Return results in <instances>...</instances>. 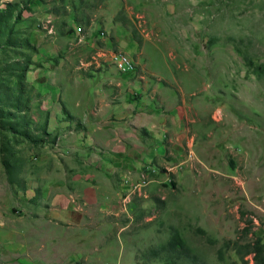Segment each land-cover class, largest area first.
Wrapping results in <instances>:
<instances>
[{"label":"rangeland","instance_id":"374dc122","mask_svg":"<svg viewBox=\"0 0 264 264\" xmlns=\"http://www.w3.org/2000/svg\"><path fill=\"white\" fill-rule=\"evenodd\" d=\"M27 1L0 0L1 8L12 2L22 9L13 24L15 44L3 43L4 31L0 38V144L12 150L11 164L16 166L27 143L42 140L43 117L36 114V91L26 77L38 66L25 73L21 97L27 109L13 106L15 70L28 56L36 60L37 53L20 46L26 31L64 35L74 21L82 38L102 24L101 31L114 39L116 21L126 40L109 52L125 51L138 67L145 57L152 77H169L170 92L185 98L194 139L167 182L145 187L114 217L121 251L143 264H192L186 258L174 262L159 249L173 226L196 256L193 264H255L244 246L257 238L264 244V0ZM244 54L253 58L257 74ZM96 229L88 230L101 232Z\"/></svg>","mask_w":264,"mask_h":264},{"label":"crops","instance_id":"0c3cea01","mask_svg":"<svg viewBox=\"0 0 264 264\" xmlns=\"http://www.w3.org/2000/svg\"><path fill=\"white\" fill-rule=\"evenodd\" d=\"M114 23V39L102 24L82 38L74 21L64 35L32 34L40 65L26 77L42 140L24 146L13 183L0 157V264H143L121 251L112 221L143 175L145 187L167 182L194 139L185 98L170 92L169 77H152L145 57L121 72L104 55L126 40ZM96 71L103 75L92 77Z\"/></svg>","mask_w":264,"mask_h":264},{"label":"trees","instance_id":"16d2710c","mask_svg":"<svg viewBox=\"0 0 264 264\" xmlns=\"http://www.w3.org/2000/svg\"><path fill=\"white\" fill-rule=\"evenodd\" d=\"M25 5L29 1L22 0ZM18 4L7 2L4 6V8L0 7V38L1 33L4 31V40L3 43L7 45H13L14 42V36L13 34H16V31L14 30L13 24L20 18L22 9L18 8ZM74 19H76V16H73ZM71 31V27L70 30ZM31 30H27L25 36L20 40V46L25 47L29 50H31L34 53H38V46L32 41V34ZM244 62L248 66L250 70H252L254 73H258L257 69H255V63L253 58L250 56H247L246 54L243 55ZM30 65L39 66L40 62L34 61L30 58V56L26 57L25 62L23 64H20L19 68L15 70V78H16V96L14 97V107L16 110H19L20 108H24L22 110L27 109L28 107V101L22 100L21 95L23 94V84L25 80V73L30 68ZM32 86V85H31ZM2 87V84H0V88ZM22 104L23 106L21 107ZM14 108V109H15ZM2 109V108H1ZM2 112V110H0ZM4 111V110H3ZM24 137L28 138L27 133L20 131ZM45 134V131H43ZM12 155V150L9 148H5L3 146V143L0 144V156H1V162L4 166L5 172L7 174V179L9 183H13L14 180L12 179V167L10 156ZM163 203V202H162ZM249 230V229H248ZM195 233H199L204 235L205 232L200 227H195L193 229ZM245 252L250 253L253 252V259L255 260V264H264V244L261 242L260 238H257L253 245L246 244L245 246ZM160 250L164 251L166 253V257L172 259L174 262L181 258L188 259L192 264L195 263L196 256L192 254L191 249L186 244L182 236L180 235L179 231L174 228L173 226L170 227V235L166 241L165 244H163L160 248ZM158 253L157 250L153 251V255L156 256Z\"/></svg>","mask_w":264,"mask_h":264},{"label":"built area","instance_id":"2783aa9c","mask_svg":"<svg viewBox=\"0 0 264 264\" xmlns=\"http://www.w3.org/2000/svg\"><path fill=\"white\" fill-rule=\"evenodd\" d=\"M98 52L101 53V54H103V51L102 50H99ZM96 55H98V54H95V57H96ZM128 55L129 54L126 53L123 50H115V51H110L109 52V58H110V60H111L112 63H118L119 66L121 67V70L131 71V68H135V65L136 64H129V62H128ZM129 202L123 203V207H124V210L125 211H126V208H127L126 205H128ZM117 264H120V263H117Z\"/></svg>","mask_w":264,"mask_h":264},{"label":"bare ground","instance_id":"6f19581e","mask_svg":"<svg viewBox=\"0 0 264 264\" xmlns=\"http://www.w3.org/2000/svg\"><path fill=\"white\" fill-rule=\"evenodd\" d=\"M128 62L129 64H134L133 60L128 56ZM115 65L117 66V68L121 71V72H127L125 70H121V67L119 66L118 63H115ZM134 69V68H131ZM149 179L148 176L145 174L142 176V178L140 179V181L133 185L130 188V191L128 192V194L124 197V201L127 202V200L125 198L128 199V202L131 201V198L135 195H141L142 193H144L143 188L148 184ZM143 190V191H142Z\"/></svg>","mask_w":264,"mask_h":264}]
</instances>
